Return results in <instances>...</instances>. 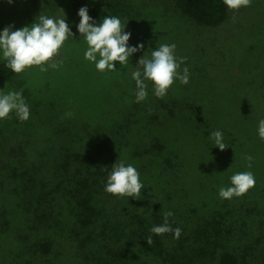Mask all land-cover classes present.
I'll list each match as a JSON object with an SVG mask.
<instances>
[{
    "label": "rangeland",
    "instance_id": "374dc122",
    "mask_svg": "<svg viewBox=\"0 0 264 264\" xmlns=\"http://www.w3.org/2000/svg\"><path fill=\"white\" fill-rule=\"evenodd\" d=\"M83 5L98 21L106 15L127 21L129 44L144 45L126 68L102 73L83 58L85 45L74 26ZM62 11L74 22L76 38L69 37L47 70L32 66L0 78V89L22 90L30 107L26 121L14 112L0 120V264H92L88 248L99 251L104 243L114 247L128 239V264H162L164 256L165 264H175L167 259L192 256L193 246L210 247L209 264L224 249L242 264H264V139L257 135L264 119V0L229 10L214 27L184 17L174 0H0V29ZM161 44H175V55L183 58L178 71L187 67L189 82L176 80L162 98L149 82L147 98L136 102L131 72ZM52 62L62 63L54 69ZM135 121L139 128L133 129ZM216 130L229 145L223 150L209 138ZM117 153L145 185L140 199L122 202L123 220L131 214L148 218L130 228L122 223L119 235L89 239L80 254L75 233L82 227L72 209L77 189L104 187L120 161ZM247 171L254 187L231 199L218 195L234 173ZM110 199L97 198L96 204L117 212ZM167 212L173 213L170 226L181 229L179 239L168 232L160 248L147 244L151 227L163 224ZM48 241L52 248L45 253Z\"/></svg>",
    "mask_w": 264,
    "mask_h": 264
},
{
    "label": "clouds",
    "instance_id": "9594fccd",
    "mask_svg": "<svg viewBox=\"0 0 264 264\" xmlns=\"http://www.w3.org/2000/svg\"><path fill=\"white\" fill-rule=\"evenodd\" d=\"M7 2L11 4L13 0ZM249 3L250 0H223V4L229 10H239L241 7H247ZM62 13L61 16L39 13L25 26L13 30L14 25L9 24L0 29V61L16 74L32 66H38L41 71H46L47 67L44 65L58 54L69 37L76 38L72 31L74 22L68 21L66 14L63 11ZM77 16L79 20L74 26L85 45L83 58L93 64L99 72H114L126 68L130 64V57L144 47L139 42L135 45L129 44L132 34L125 30L127 21L122 22L119 16L106 15L98 21L89 15L87 5L77 10ZM175 47V44H161L152 49L150 56L144 57L143 54L138 59L134 66L135 70L131 72V80L135 82L136 102L147 98L149 82L152 85V93L157 98L164 97L176 80L181 84L189 82L188 68L184 67L182 71H178L183 58H177ZM114 62H118L120 68H117ZM59 63L52 62L48 67L55 69L59 67ZM13 112L20 121H26L30 117V107L22 90L4 92L0 89V120L8 118ZM257 135L264 139V119L258 121ZM224 137L223 131L216 130L210 133L209 138L213 146L223 150L229 146L225 143ZM246 159L249 161L248 166L251 167L252 157L248 156ZM229 181L230 186L219 189L218 195L222 199L239 197L254 187L256 182L250 171L236 172ZM144 187L138 169L124 160L115 161L104 183L105 192L134 199H140L141 189ZM172 215V212L165 213L164 223L153 225L151 233L162 235L172 232L174 238L179 239L181 229L178 227L173 229L168 223V217ZM146 241L147 244H151V236Z\"/></svg>",
    "mask_w": 264,
    "mask_h": 264
},
{
    "label": "trees",
    "instance_id": "16d2710c",
    "mask_svg": "<svg viewBox=\"0 0 264 264\" xmlns=\"http://www.w3.org/2000/svg\"><path fill=\"white\" fill-rule=\"evenodd\" d=\"M175 8L181 13L184 17L189 18L191 20H195L198 23H202L206 26H218L222 23L227 15L229 9L223 4V0H174ZM14 74L9 68L5 66V63H0V78L1 79H9L11 75ZM115 118V117H114ZM136 122V121H135ZM138 126V123L133 124V129L135 126ZM145 127V126H144ZM251 136V135H250ZM252 137V136H251ZM154 147V145H153ZM151 148L147 149L146 153H150ZM134 155V154H133ZM141 155V154H140ZM114 159L124 160L127 162L126 156L117 153L116 156L114 154ZM264 159V156L260 157V160ZM259 161V158L253 159V166ZM255 167V166H254ZM78 200H76L75 205L73 206V210H76V214L79 221V227H82L78 232L76 231L75 237L81 241L80 245H77V248L81 254L82 246L87 242L92 241L89 239L96 240L100 236L111 234V231H117V234H121L122 229H119L123 224L128 222V228L131 226L137 225L140 221L146 220L147 216L143 214H131L124 218V208L122 206V202H127V197H119L114 196L110 193L104 191V187L99 184L93 186L92 184H85L81 188L77 189ZM110 197L116 200V204H118V211L114 210H103L98 207L96 204V199L100 198L102 202L110 201ZM83 208V209H82ZM82 210V217L80 216V211ZM126 220V221H125ZM78 227V228H79ZM77 228V229H78ZM76 229V230H77ZM152 234V245L154 247L160 248L161 245L165 242V237L161 238V235ZM128 233H131L130 231ZM82 235V236H80ZM125 235V234H124ZM138 235V233H137ZM169 235V234H168ZM168 237H166L167 239ZM103 239V237L101 238ZM128 241V242H127ZM127 243L118 244L114 247H111L108 243H104L101 249L98 251L95 248H88L87 251L90 253L92 264H128L125 261V255L127 256V245L130 240H126ZM193 246V245H192ZM52 248L50 241L44 243L43 252H47ZM208 248H196L195 246L191 247V251L193 252V257L189 255H185L186 258L182 256L183 259L180 261L176 260L177 258H173L170 256L167 260L172 261L175 264H209L205 258L209 251ZM103 250V251H102ZM198 253L197 254L195 253ZM84 252H82L83 255ZM99 253V254H97ZM127 253V254H126ZM155 255H158L154 252ZM103 263H102V262ZM162 264L166 263V257H163ZM86 264V262L82 261V264ZM215 264H242L240 258L233 252L228 250L220 251L219 255L216 258Z\"/></svg>",
    "mask_w": 264,
    "mask_h": 264
}]
</instances>
